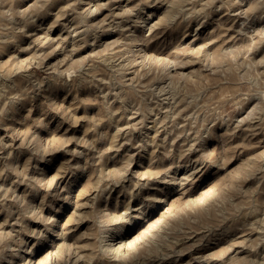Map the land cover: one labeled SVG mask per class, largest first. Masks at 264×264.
<instances>
[{
	"label": "rangeland",
	"instance_id": "374dc122",
	"mask_svg": "<svg viewBox=\"0 0 264 264\" xmlns=\"http://www.w3.org/2000/svg\"><path fill=\"white\" fill-rule=\"evenodd\" d=\"M0 231V264H264V0H0Z\"/></svg>",
	"mask_w": 264,
	"mask_h": 264
},
{
	"label": "bare ground",
	"instance_id": "6f19581e",
	"mask_svg": "<svg viewBox=\"0 0 264 264\" xmlns=\"http://www.w3.org/2000/svg\"><path fill=\"white\" fill-rule=\"evenodd\" d=\"M92 2V1H91ZM87 9V8H86ZM92 10V9H91ZM97 10V9H96ZM125 10V9H124ZM233 10V9H232ZM89 11V10H88ZM244 11V10H243ZM99 12H100V10H99ZM239 12V11H238ZM91 13H93V12H91ZM114 13H116V12H114ZM118 13V12H117ZM116 13V14H117ZM240 13V12H239ZM119 14V13H118ZM234 14V13H233ZM92 15V14H91ZM240 16V15H239ZM258 17V16H257ZM110 19V18H109ZM74 23V22H73ZM113 23V22H112ZM117 23V22H116ZM255 23V22H254ZM103 24V23H102ZM69 25V24H68ZM124 25V24H123ZM262 25V24H261ZM126 26V25H125ZM71 29V28H70ZM74 29V28H73ZM78 29V28H77ZM77 29H75V30H77ZM121 29V28H120ZM48 30V29H47ZM65 30V29H64ZM87 31V30H86ZM107 31V30H106ZM259 31V30H258ZM257 31V32H258ZM78 32V31H77ZM102 33V32H101ZM104 33V32H103ZM86 34V33H85ZM254 34V33H253ZM28 35V34H27ZM95 35V34H94ZM40 36V35H39ZM43 36V35H42ZM49 36V35H48ZM51 36V35H50ZM78 37V36H77ZM86 37V36H85ZM34 38V37H33ZM40 38V37H39ZM52 38V37H51ZM35 40V39H34ZM33 40V41H34ZM39 40V39H38ZM48 40V39H47ZM51 40V39H50ZM52 40H54V39H52ZM57 40V39H56ZM63 40V39H62ZM73 40V39H72ZM94 40V39H93ZM108 40V39H107ZM45 41V40H44ZM105 41V40H104ZM109 41V40H108ZM106 42V41H105ZM44 43V42H43ZM53 43V42H52ZM39 44V43H38ZM42 47V46H41ZM44 47V46H43ZM92 47V46H91ZM56 53V52H55ZM54 64V63H53ZM72 74V73H71ZM69 76H70V72H69ZM128 119V118H127ZM2 135V134H1ZM190 148V147H189ZM2 157V156H1ZM196 161V160H195ZM201 162V161H200ZM202 163V162H201ZM197 166V165H196ZM172 168V167H171ZM195 169V168H194ZM127 172V171H126ZM167 172V171H166ZM186 173H188V171L186 172ZM135 176V175H134ZM180 176V175H179ZM182 176V175H181ZM165 177V176H164ZM187 177V176H186ZM190 176H188V178H189ZM182 178V177H181ZM180 178V179H181ZM166 179H169V178H166ZM176 179V178H175ZM179 179V180H180ZM187 179V178H186ZM184 180V179H183ZM170 181V180H169ZM140 184H141V182H140ZM181 184V183H180ZM102 193V192H101ZM57 195V194H56ZM91 195V194H90ZM96 195V194H95ZM92 197V196H91ZM126 214V213H125ZM15 220V219H14ZM48 220V219H47ZM16 222V221H15ZM14 224V223H13ZM2 225V224H1ZM119 228V227H118ZM4 229V228H3ZM117 229V228H116ZM115 229V230H116ZM7 230V229H6ZM37 230V229H36ZM114 230V229H113ZM112 230V231H113ZM119 230V229H118ZM1 232V231H0ZM12 232V231H11ZM32 232V231H31ZM117 232V231H116ZM119 233V232H118ZM113 234V233H112ZM116 235V234H115ZM119 236V235H118ZM249 236V235H248ZM62 237V236H61ZM113 237H115V236H113ZM120 237V236H119ZM239 237V236H238ZM122 239V238H121ZM242 240V239H241ZM248 240V239H247ZM229 241V240H228ZM232 241V240H231ZM121 243V242H120ZM234 243V242H233ZM119 244V243H118ZM231 244V243H230ZM244 244V243H243ZM112 245V244H111ZM247 245V244H246ZM113 246V245H112ZM121 247V246H120ZM125 247V246H124ZM248 247V246H247ZM250 247V246H249ZM246 248V247H245ZM252 249V248H251ZM76 250V249H75ZM117 250V249H116ZM237 250V249H236ZM179 251V250H178ZM237 252V251H236ZM248 252V251H247ZM246 252V253H247ZM207 252H205V254H206ZM264 253V252H263ZM210 254V253H209ZM78 255V254H77ZM207 255V254H206ZM172 256V255H171ZM231 256V255H230ZM229 256V257H230ZM248 256V255H247ZM68 257V256H67ZM74 257H75V255H74ZM203 257V256H202ZM212 257V256H211ZM228 257V258H229ZM251 257V256H250ZM198 258V257H197ZM210 257H208V259H209ZM254 258H258V257H254ZM201 259V258H200ZM205 259V258H204ZM226 259V258H225ZM233 259V258H232ZM75 260V259H74ZM206 260V259H205ZM260 260V259H259ZM188 261H192V260H188ZM221 261V260H220ZM224 261V260H223ZM231 261V260H230ZM30 262H32V261H30ZM53 262V261H52ZM226 262V261H225ZM256 262V261H255ZM71 263V262H70ZM80 263V262H79ZM207 263V262H206ZM243 263V262H242ZM248 263V262H247ZM258 263V262H257ZM189 264V263H188ZM202 264V263H201ZM222 264V263H221ZM224 264V263H223ZM244 264V263H243Z\"/></svg>",
	"mask_w": 264,
	"mask_h": 264
}]
</instances>
